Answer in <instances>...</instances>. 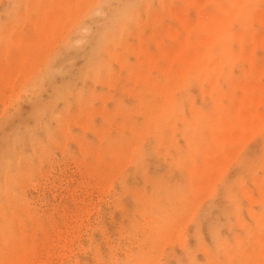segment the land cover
Instances as JSON below:
<instances>
[{
  "label": "rangeland",
  "instance_id": "374dc122",
  "mask_svg": "<svg viewBox=\"0 0 264 264\" xmlns=\"http://www.w3.org/2000/svg\"><path fill=\"white\" fill-rule=\"evenodd\" d=\"M27 1L0 0V31L3 32V34L0 32V37L6 34L2 37L3 40L0 39V49L1 47L5 48V51L4 49H2L3 51L0 50V64L2 66L4 63L5 65L3 66H5L6 68H4L3 66L0 67L2 69H7L6 71L9 74L8 71H10L11 68L15 66V64H18V66H15L14 69L11 70L12 74L10 72L11 75L14 74L13 78H10L11 75L7 76L6 71L4 70L5 72H3L0 68L3 73H6L5 76H7L8 79L10 78L9 81H11L9 82L11 84L10 86L8 85V81H5L6 86H1L0 84V88L5 89H0V91L3 90L4 92L3 94L1 92L3 96L0 94V189L4 188L5 190L9 187V189H7L9 191H7V193L4 192V190L0 192V219H2V216L4 217L2 220H0L2 221V224L4 220V224L0 225V235L2 233V235L0 236V248H2V251H0L1 253H3L4 250V253L6 254V256H4V254L0 253V263L8 264L9 262L10 264H29L28 262H30V264H34L35 262V264H38L39 261V264H43L44 262L45 264H136L137 262V264H139V262L141 264H145L146 262V264H152V262L154 264H230L231 262V264H264L261 263V259L262 262H264V251H262L263 253H261V249L264 250V214H262L264 209V124H262L261 126V123H264V116L260 117L261 115L256 114L258 113L257 111H260L262 112V114H264V98L262 100L258 99L261 94L264 95V91H262L264 89H260L261 85L264 86V45H262V43H264V0H242V3L240 2V0H234V3H231L233 2L232 0H83V2H81V0H66L68 1L69 6L71 5V2L73 4V7L70 6L68 8L67 5H64L65 7H63L62 5L63 1L64 4L67 3L65 2V0ZM219 1H223L226 4L228 3L230 7L227 6L226 10L225 4V6H223L224 9L223 7L221 9V2ZM217 2H219L220 4ZM239 3L241 4V6H243L242 8ZM221 5H223V3ZM235 6L237 8H241L239 9L240 11H237V8H234ZM256 7L257 9H259L257 11H254ZM56 8L60 9L59 11H57V13H55L56 16L59 15L58 13H60V15L62 14L61 9L65 10L63 11V17V14L61 16H58L59 19L57 17L58 23H55L56 18L54 21H51L54 19L52 17L54 16V11L57 10ZM230 8H232V10ZM137 9L139 11H137ZM40 10L43 11L41 12ZM68 10L70 13L72 11V17L65 14V12L67 13ZM228 10L230 13H232L231 16L234 14V16L236 17H231L230 13L227 12ZM44 11H47L49 15L52 13L51 15L53 16L51 17L50 21H46L49 20L48 17L50 16H48V14ZM134 11L136 13H133ZM212 12H219V16L218 14L216 16L214 15L215 20L212 19L213 21L221 19L222 17L226 18V20L229 17L236 20L233 19V21H231L232 19L229 18V23H231H224V25L227 24L229 26L228 28L230 30L228 31H230V33L225 30L224 32L223 30L219 31L225 34L227 32L229 35L232 34V36L221 34V37L224 35L226 37H222L225 38L222 39V41L219 36L217 37V35L219 34L215 35V39L213 34V48L205 49V46H207L208 44V42L207 44L204 43L205 40L207 41V37L204 36L205 40L201 37L204 41L199 37L204 33L206 34L207 28L205 26V21L207 22V20H205V18L209 16V13L212 14ZM220 12H223L221 18ZM253 12L254 14L256 13V16L254 17H252ZM137 13L139 15H137ZM224 13L227 15H225ZM199 14H202L201 16L203 18L205 15V21L202 17H199ZM44 15L47 16V19ZM223 15L229 17H225ZM35 16L37 18H35ZM42 16H44V18ZM178 16L181 18H179ZM182 17L186 20L184 21ZM62 18H64V20ZM198 18L199 20L201 19L200 22L203 20L204 27L202 25V22L201 25H199L200 22L199 24L196 22ZM35 19L38 20L36 21ZM40 19H42L41 22H44V20L46 19V23L41 24V26L43 27H45L44 24H47V22H49L50 24H47L46 28L48 26H52L53 24H59L60 26L56 25V28L55 26H53L52 29L50 27V29L53 31L49 30L51 31L48 32L49 34H46L45 32L49 29V27L45 30L43 29V32H45L43 33L41 30V28L43 27H41L39 24ZM210 19L208 18V20ZM33 20H35V25H33ZM62 21H65L64 24ZM120 21L121 23H123V25L121 24V27L118 26L120 25ZM36 22H38L37 25ZM195 22L199 26L195 24V27H190V25L194 24ZM249 23L251 24L249 25ZM184 24H186V26L189 24V27L187 28H191V31H189L190 29L187 30ZM210 24L211 23L209 22V25ZM124 25H126L127 27ZM206 25L208 26V24ZM251 25H253V27ZM33 26L35 27V29ZM122 26H124L125 29ZM226 26H223V29L224 27L226 28ZM230 26L232 29L230 28ZM57 27L59 30L57 29ZM168 27L170 30L168 29ZM54 28L58 31L56 30L55 32ZM121 28L124 29L123 33L121 31ZM239 29L241 31L243 30V32L245 31V34L242 36L243 38L241 37L243 33ZM37 30L40 31H38V34L40 35H38L37 37L39 38L40 36V38L39 40L37 38L36 39L40 43H38L34 39L37 35L34 33H37ZM217 30L214 31V33L218 32ZM232 30H234L235 33L236 30H238V32H240V36L238 37L237 33L233 34L234 32H232ZM250 30L252 31L250 32ZM168 31H170L169 34L173 32L171 33V35L174 34V36L169 35ZM10 32L13 33L11 34ZM52 32L55 33L53 34ZM111 32L113 33V37L111 36ZM157 32L158 34H160L158 36L159 38H164L162 40L160 39L162 42L164 41V43H161L162 46H164V49L166 48L164 52H162L163 50L161 51V49H159V43L155 39V34ZM16 33L17 35L25 34V36L20 37H22L21 39L24 40V37L27 36L28 41H26L27 38L25 39V42L22 41L20 37L16 35ZM176 33L179 34L178 37H176ZM188 33L192 43L189 40V43L187 41L189 37L187 38L186 35H188ZM45 34L47 36H49L50 34L52 35L49 36V38L46 36V38H48V42L50 43H46L47 40L45 39V37H42V35L44 36ZM162 35H164V37ZM198 35L200 36L198 37ZM10 36L11 38L13 37L12 40H14V38L16 37L13 41L14 43L12 42L11 38L10 41H8ZM145 36H147L148 40L145 38ZM254 36L255 40L258 37H263V39L261 38L262 42L260 43V38V41L257 39V41L255 42ZM111 37L114 39L112 40ZM175 37L178 39V41ZM197 37L202 40V43L200 42V40L198 41V43L197 41H194L198 39ZM240 37L242 38V46L240 44ZM246 38L249 40H246ZM33 39L35 40L33 41V43L35 42V46L33 43H31L34 47H30V45H27V43ZM40 39H45L43 40L44 43L41 44L42 41ZM49 39H52V41H49ZM244 39L246 42L244 41ZM184 40H186V43H183ZM253 41L255 42V44L253 43ZM6 42H8L9 45H7ZM9 42H12V44ZM178 42L181 47L183 46V48L186 47V45L184 44L188 45L186 52H190L189 54L192 56V58L194 57V55L197 56L194 57V60L191 58L192 62L189 57L190 55L188 56V58H186L187 53L185 57L183 56L185 50L180 46L179 47L184 50V52H182L180 49L182 58H179L180 53L176 54V57L177 55H179L176 60L175 58H173V60L167 57L168 55H166V53L169 54L168 52L172 50L170 45H172V47H175L173 48L174 50H172L173 54V51H176L175 49L178 48ZM223 42L225 43L223 44ZM257 42H259L261 45ZM16 43H21L22 45H18V47ZM172 43L175 45H173ZM23 44H26L24 46H26L27 48L29 46L28 50L23 46ZM43 44L46 45V47L43 46V48L41 46ZM138 44H141L142 47H147L145 51H149L155 56L160 52V57L159 55H157L158 61H155V64H157V66L159 67H169V64L172 63L171 70L170 67H165V70L163 67H160L161 69H159V67H157L156 65L154 67L153 60H156V58L153 55H151V57L154 58L153 60L152 58L150 59V57L147 58L150 55L149 52L147 54L146 52L144 53V48H142L141 45L139 46ZM251 44L252 47L254 46L255 48H252ZM38 45L40 47V52L37 48ZM166 45L167 47L169 45V47L171 48L170 51L166 47ZM208 45L210 46V44ZM6 47H8L7 49L8 51H10V55L7 52ZM194 47H197L196 51L198 49L199 51L196 52L194 50ZM227 47L231 48L232 53L230 54H234V50L237 51L234 55L228 56L230 54H228L227 52ZM238 47L240 48V50H242L240 51V53L238 52ZM11 48L13 49L12 52L15 53V55L21 53V57L25 55L29 58V56L32 55L31 58L33 57V61H35V63L33 61V63H30V66L33 64L31 66V69L29 68L30 66H28L29 64L27 65L26 62L24 63L26 66L24 67V69H22L24 66L23 60H25V56L23 58H20L21 54L19 55V58H17L18 56H13ZM22 48L25 51L27 50V54H29L28 52L30 51L29 56L25 53H22ZM136 49H138L139 52H135ZM224 49L227 51H225ZM15 50L22 52L17 51V53ZM36 50L39 53H35ZM193 50L195 51V53H199L201 50V55L199 54L200 57H198V54H193L194 52L191 53V51ZM223 50L227 52V54H225L229 58L235 56L234 60L232 58L234 62L232 60L230 61L228 57H225L223 53H220ZM178 51L179 50H177V52ZM244 51L247 53L246 58L244 57ZM31 52H34L37 55L33 56L34 53L31 54ZM248 52L250 53L251 57L250 55H248ZM108 53H112V56ZM175 53L173 55L169 54V57H175ZM209 53L211 54L210 56L208 55ZM113 54L115 56H113ZM136 54H138V58ZM145 54L148 55L147 57L145 56V61L149 60L147 63L152 62L151 64L149 63L147 65L146 62L142 60ZM108 55L110 58H108ZM164 56H166V58ZM213 56L217 57L218 59L216 58L217 61H215L217 63H214L215 58L211 59L213 60V63L211 64V61L209 59ZM12 57L15 59H13ZM35 57L36 59H34ZM183 57L187 59V63L191 62L189 63V65L191 64L192 67H190L192 69L188 64H186V67L185 64H182L184 62H180L181 59L182 61L185 60L183 59ZM10 58L12 59L10 60ZM28 58H26L25 61L28 62L29 59L32 60L31 58ZM112 58L116 59L114 60ZM8 59L11 63L13 62V64L7 66L10 63ZM16 59L18 61H16ZM104 59L109 62H107L108 66L106 65V61H103ZM206 59L210 62H206ZM19 60L22 62L21 65L19 64ZM137 60L139 61V63H137ZM170 60H172L173 62H171ZM202 60L205 61V67L204 64L200 62ZM14 61L19 63H15ZM143 61L145 62V64L143 63ZM200 63L201 65L203 64L202 67ZM19 65L20 67H22L20 70L16 68L19 67ZM183 65L185 68L183 67ZM198 65L200 66L197 67ZM254 65L257 70L259 69L258 71L254 67ZM180 66L181 68H183L180 69ZM94 67L96 68L95 71L93 70ZM146 67L148 78L146 77V73L144 72ZM156 68H158L159 70ZM176 68H178V70H181L182 72L178 71ZM218 68H222V75L221 72H219L221 71V69L218 71ZM141 69L145 74L141 71ZM172 69L175 71H173ZM227 69H229V71ZM17 70L19 72H22V70L23 72L24 70L28 72L26 74L25 72H22L25 75L21 76L22 73H19ZM130 70H132V76H135L136 72L139 76L140 72H142L145 75V77L143 78L147 79V81L143 78L142 81V79L140 78L143 76L142 74L140 77H138L142 82L137 78V75L136 77H132L131 74L129 76L128 72ZM185 70H188L186 72L189 73V75L185 72ZM177 71L180 73L185 72V77L187 79L188 77L190 78L188 81L186 80V78H184L186 86L184 85V74H178ZM2 72H0V75L4 76V74H1ZM108 72L110 74H108ZM17 73L19 74L18 77L16 76ZM166 73L169 75H166ZM89 74L91 76L94 75L92 76L94 77V79H92ZM232 75L234 77L236 76V79H238V81L241 78L243 79V77H245V82H247L248 80V82H251L250 84L258 83L261 85L259 87L257 85L254 88V86L250 85L247 82V85L249 84L252 87H249L248 85L249 88L245 87L246 89L244 90V86L246 85V83L244 85V81H242V84L240 83V81L238 82V84L241 85H237V83L233 85L232 83L233 86H231L230 81H232ZM2 76L1 78L4 79L5 76ZM125 76H129L130 78L128 77L127 79V77ZM165 76L176 78L178 81L173 78L172 79L177 81L178 83L181 82L179 86L177 82L173 83L175 81H171L175 86H173L174 89H177L178 92L173 89V87L171 86V82V84L168 83L169 80L167 82L168 77L165 78ZM136 78L137 81H135ZM3 79H0V83L5 84L3 83L5 79ZM179 79H181V81ZM199 79H201L202 81ZM212 79H214L215 82ZM236 79H234L233 81L236 82ZM13 80H15L16 82H14ZM161 80L163 85L165 84V82H167L165 86H167L168 88L171 87V90H174L173 93L171 90L168 91V89L166 91V88H163L164 86L162 87V85H160ZM145 81L147 83H145ZM189 81L190 83L188 84ZM211 81L212 85L214 84L216 86H211ZM155 83H157L158 86H156ZM152 84H154L153 86H155L156 89L155 87H151ZM168 84L170 86H168ZM145 85H147V87ZM159 85L162 87L163 92L160 90L161 88H157L159 87ZM235 85L240 88H238L237 86L235 87ZM211 88L212 95L209 94ZM142 90H145V92L147 91L148 93L150 92L149 96H146L148 95V93H146V95H143L144 91L141 92ZM219 90H222L223 93H221L223 95L220 96L221 93ZM158 91H160L161 93ZM204 91L206 92L205 95ZM168 92L170 100H168L167 103L166 98L168 97L166 96L168 95L166 94H168ZM152 93L153 96L155 95V99L150 98V96H152ZM249 94L252 95L249 96ZM140 95L143 96L142 99L140 98ZM253 95L257 96L254 97ZM219 96L221 102L219 100ZM238 96H242V98ZM261 96L259 98H261ZM256 97L257 100L255 103L254 100ZM147 98L148 101H146ZM149 98L152 100H157V102L155 101L156 103H153V101L149 100ZM239 98H241V100H239ZM140 99L142 102L140 101ZM161 99L163 101H161ZM158 100L161 102H159V105L163 106V110L161 108L160 109L162 111L169 110V113L162 112V115L160 114L161 110H158ZM258 100L261 101L262 104H260V102V105L257 107ZM144 101L149 106L147 104H142ZM177 101L179 103H177ZM241 101L243 102L242 104L240 103ZM164 102L165 105H163ZM218 102H220L221 104ZM235 103H240L241 105L239 106L237 104L238 106H236ZM170 104H172V106L176 105L175 107L173 106V109L175 108L173 112L172 106H169ZM156 105L157 109L152 110L151 107H156ZM244 105H246L247 107H244ZM248 105L250 106V108ZM197 107L199 111H203L204 113H206V116L202 115L204 114L203 112L198 113L199 111L196 110ZM148 108H150L151 111L148 110ZM255 108L257 109V111ZM227 109L229 110V112H227ZM243 109L245 110V112ZM157 110L158 112H160L159 115L161 117L158 115ZM193 110H196L195 117V111ZM152 111H155L153 115L149 114L152 113ZM146 112L148 113L147 115ZM243 112L245 116L242 115ZM212 113L217 116H213ZM246 113H249L251 116H248V114ZM210 114L212 116H210ZM178 115H181L182 117H184L183 115H185L186 119L184 120V118L182 119V117L180 118V116L176 118V116ZM172 116L175 121H178L175 122ZM223 116L226 117L225 120L223 119ZM245 117L246 122L248 120L247 123L245 122V124H247L246 126H244L245 124H243ZM146 118L148 120L150 118H153L151 119L152 123L149 120L145 124L143 120ZM171 119L173 121H170ZM189 120H191L190 124L188 122ZM211 120H213V122H211ZM251 120L252 125L257 126L258 128L253 126V128H251V126L248 125L249 123L251 124ZM153 122H156L154 124L155 128ZM157 122H159V125ZM227 123H229V125ZM140 124L143 125L144 129H142ZM137 125H140V127H138ZM163 125L165 128H163ZM173 125H177V131L175 129H172ZM149 126L152 128H149ZM134 127L136 130L134 129ZM146 128L147 130L149 129V134L147 133V130H145ZM255 128L256 131L254 130ZM150 129H152V132H150ZM244 129H246V132L244 131ZM143 130L147 133H145L144 136ZM236 130L238 132H233ZM231 131L233 132V136L234 133L238 136L234 137L236 141L234 140L232 135H230L232 138L231 139L229 135H226V137L222 134L232 133ZM157 133L159 134L158 138H161L160 133L162 134L164 143L163 139L162 141L161 139H158L157 141ZM237 133L243 135H238ZM220 134L222 135L220 136ZM137 135H142V139L137 137ZM213 136L217 138V140L214 139L216 140V142L213 140ZM222 136L224 137L221 140ZM174 138H177L175 140V143ZM139 139H141V143L137 141ZM227 139H229V141H227ZM159 140L161 142H159ZM231 140H233L234 142H232ZM225 141L228 143L225 144ZM138 143L140 147H137ZM219 143L221 145H219ZM222 143L225 144V147H222L224 146ZM177 145L179 146L178 152ZM193 145L195 147L191 149ZM132 146L134 147V150H132ZM153 146L155 147L153 148ZM114 147H117L119 149L116 148V151ZM214 149L216 151H219L216 152ZM162 150L163 153H161ZM121 151L124 152L122 153ZM159 151H161L160 154ZM117 152L121 153L118 154L121 156L117 155L115 157V154ZM125 152L128 153L127 156L123 155ZM180 152L184 155H181ZM189 152L194 155H191L194 159H190L192 157L190 156ZM178 153H180L179 155H181L182 157H180ZM218 153L223 155V158L218 156ZM169 154H171L172 156H169ZM212 154L214 158H225V161L222 164L220 163L223 162L222 159H219L221 161L218 164H221V168L220 165L217 164L218 159L217 161L212 162V160H216L212 157ZM95 155L98 156V158L100 156V159L102 157V162L99 161L98 158L95 159ZM188 155L190 157H188ZM179 157L181 158V161ZM208 158H210V160ZM111 159L115 160L113 164L116 165L114 167L110 166L113 165L111 163L113 162ZM172 159L173 161H170ZM95 160L97 162H95ZM184 160H187L189 162H184ZM203 160L204 163H202ZM208 160L212 163L211 166H208L210 165V163H207L208 165L206 164ZM98 161L100 164L98 163ZM176 162H181L182 164H176ZM193 163L199 165L203 164L201 166H204L205 164L204 168L208 167L207 170H210L209 172L205 169V171L208 173V176L205 175L207 176L205 177L203 175L204 173L206 174V172L203 169H200L201 166L199 167V165H197L195 167ZM183 164H186V167ZM188 164L189 168L187 167ZM179 165L181 166L178 167ZM8 166L9 169L7 168ZM212 166L213 170H211V168L209 169V167ZM98 167L101 169L97 170L96 168ZM190 167L192 168L191 170L194 171V173L190 170ZM96 170H102L101 173H103L101 174ZM195 170H199L197 172L199 174H195ZM213 171L214 174L212 173ZM106 172H109V176ZM188 172L190 174H188ZM10 173H13V175L11 176ZM105 173L107 175V178L104 177ZM99 174L101 175L98 176ZM102 175L104 180L102 179ZM196 175H203L204 177L200 176L202 177L200 178ZM7 176H10L9 179ZM186 176H188L190 179L192 177L193 179L191 180H194L192 181L194 183L190 182V180H188L189 178ZM100 177L101 179H99ZM197 177L200 179H197ZM12 181L13 183H11ZM195 181H197L198 184ZM179 183L182 185H180ZM9 185H11L12 188H10ZM193 185H199V187H195ZM178 186H183L182 190L180 189L181 187L178 188ZM239 186H242V189H239ZM165 188L168 192L165 191ZM13 191H15L16 193ZM180 191L181 193H179ZM174 193L176 195L179 193L178 196L181 194V203L179 202V200L177 201V198H181L180 196L177 198L170 197L169 201V196H172L171 194L175 196ZM11 194L12 196H10ZM151 195L152 197L153 195H156L155 197H153L156 199L151 198ZM166 195L169 196L167 197ZM150 198L156 200L155 203H158L159 205H152V203L154 204V202ZM262 198L263 200L260 201ZM150 200L152 203H150ZM145 201L147 202L145 203ZM258 201L259 203H257ZM170 202L171 204L173 203V205L176 204V207L180 205L182 206V204L183 206H180L181 208L178 207L177 209H175V206L174 208H172L173 205L169 207L171 205ZM163 203L165 204V208L168 206L166 209L169 208L168 210L165 209L166 211H169L167 212L169 216H165L167 214L163 215L164 212H166L165 210H159V208H162V206L160 205ZM142 205L144 206V209L147 208L144 211L142 210V213H145L146 210L150 209H152V211H150L153 213H149V211H147L145 215H142V213L138 209H141ZM149 205H151V207L156 206L158 207V209H155V207H153V209ZM179 208L181 210L180 214ZM171 210L173 213L171 212L170 214ZM174 210H178V212H176L179 215H175L176 212H174ZM237 210H240L239 213ZM161 211L163 212L162 214ZM148 213L149 215L151 214L154 217L156 216V218L152 216L150 217ZM159 214H161L162 216ZM252 214H256L258 217L254 219ZM24 216V221H26V224L23 220L21 221ZM172 216H174V219L172 218ZM236 216L238 217L239 221ZM157 217L161 220H157ZM258 218H262L261 224L259 223L260 220ZM5 219H9L10 224L8 220ZM6 221L8 224L5 223ZM12 221L19 225H15V223H13ZM18 222H20L21 224H25H23L24 226L22 225L25 230H23L20 223ZM33 222H35L36 225ZM256 222H258L260 225H258V223ZM146 223H148V225ZM230 223L232 225H230ZM37 224L41 225H38L37 227ZM155 224L158 226L159 224H162L159 228H162V226L164 225L163 229H160L161 231L163 230V235L159 234L161 232L158 229V226L156 229H158L159 232L155 229ZM13 225L16 226V230L13 229ZM32 225H34V227ZM35 226L37 229L35 228ZM40 226L42 227L40 228ZM7 227L8 229L6 230ZM167 229L168 231L170 230V232H168ZM8 230L10 231V233ZM19 230L24 233L20 231V234ZM149 230L153 233H150ZM247 230H249L250 232ZM13 231L16 235L13 233ZM35 231L36 233H34ZM164 231L165 233L168 232L166 236H164ZM148 232L149 235L147 237ZM235 233L236 236L237 234L238 236H240V240L238 242H241L239 243L241 247L240 245H238V243L237 245L235 244L236 240H238L235 236ZM4 234L6 237L4 236ZM6 234L10 235L7 236ZM23 234L24 237H22ZM32 234L35 236V238L34 236L32 238ZM150 234H152L153 236ZM18 235L20 240L25 239L26 243L27 241H29V245L24 241H22L21 243L20 240H18ZM28 235L30 236V238H32V240L29 239ZM145 235L147 238L145 237ZM161 236L163 237L159 238ZM234 236L236 238H234ZM49 237H52V240L54 241L49 240V242ZM10 238H12V240ZM149 238H151L150 241H148ZM172 238L176 241L172 242ZM222 238H224V240L227 239L229 241V246L235 248L233 249L235 250L234 252L230 249V254L232 255V252H238L237 256L235 254L231 257V255L227 253V250L229 252V249L227 248L230 247L228 246V244H226L227 242L225 243L224 240L223 242L218 241H222ZM8 239H10L11 241H16L18 245L22 244L23 247H20V252H18L17 249L20 245H14V243L9 241ZM34 239H36L37 241L34 242ZM30 241H33L34 245L36 244L35 247H31L33 243L30 244ZM154 241H156V243ZM5 242H8L9 244L7 243L6 245ZM10 242L12 243L13 247L12 245H10ZM44 242H46L47 244H44ZM57 242H59L60 244H56ZM160 242L162 244H160ZM217 242H219L220 244ZM43 244L45 245V248L47 246L46 249L44 248ZM54 244L56 245V248ZM159 244L160 246H157ZM244 244L246 245V247H244ZM42 245L43 249L41 248ZM225 245H227L228 247ZM249 245H251L252 247H250ZM8 246L10 247L8 248ZM14 246L17 251L13 249ZM33 247L37 248L38 250L34 249ZM237 247H239L240 249ZM247 247L249 249L252 248L251 250L253 251L255 256L253 254H251V256L249 253H247L248 250L243 251ZM224 248H226V250ZM6 251L8 252V254ZM141 251L142 253L146 251L145 254L148 251V254L150 252L151 254L146 256L145 254L138 253ZM217 251H219V253ZM240 252L243 254L242 256L240 255ZM243 252H246L247 254H244ZM24 253L26 254L27 259L25 256L21 257L24 255ZM19 254H21V256ZM31 254L32 258L28 259L31 257L28 255ZM139 254H142L141 257L144 255L146 259L145 257L139 258ZM9 256L11 258H9ZM149 256L151 260L150 258L148 259ZM225 257L227 259L229 258L228 262L227 259L223 260V258L225 259ZM12 258L15 259L12 260ZM152 259H154L155 261H153ZM142 260L144 262H142Z\"/></svg>",
  "mask_w": 264,
  "mask_h": 264
},
{
  "label": "bare ground",
  "instance_id": "6f19581e",
  "mask_svg": "<svg viewBox=\"0 0 264 264\" xmlns=\"http://www.w3.org/2000/svg\"><path fill=\"white\" fill-rule=\"evenodd\" d=\"M26 1H27V0H26ZM70 1H71V0H70ZM70 1H69V3H70ZM78 1H79V0H78ZM78 1H75V2H78ZM223 1H224V0H223ZM223 1H219V2H221V4L223 3V5H221L219 2H217V3L220 4L221 9H222V7L225 6V4H226V3L223 2ZM228 1H229V0H228ZM232 1H233V2H231V3H234V0H232ZM247 1H248V0H247ZM252 1H253V0H252ZM27 2H28V1H27ZM54 2H55V1H54ZM65 2H67V3L64 4V1H63V4H62L63 7H65L64 5H67V8L70 7V6L73 7V6H72V5H73L72 2H71V5H70V6H69V4H68V1L65 0ZM81 2H83V0H81ZM194 2H195V1H194ZM240 2L242 3V0H240ZM61 3H62V1H61ZM146 3H147V2H146ZM162 3H163V2H162ZM245 3H246V2H245ZM25 4H26V3H25ZM79 4H82V3H79ZM196 4H197V3H196ZM198 4H199V3H198ZM239 4H240V3H239ZM54 5H55V3H54ZM60 5H61V4H60ZM234 5H236V4H234ZM244 5H245V4H244ZM77 6H78V5H77ZM227 6L230 7V5H229L228 3L226 4V6H225V7H226V10H227ZM240 6H241V4H240ZM191 7H192V5H191ZM193 7H194V4H193ZM242 7H243V6H241V8H242ZM15 8H16V7H15ZM54 8H55V7H54ZM234 8H237V7L235 6ZM241 8H237V11H240L239 9H241ZM244 8H245V7H244ZM16 9H17V8H16ZM56 9H57V8H56ZM64 9H65V8H64ZM71 9H72V8H71ZM71 9H70V10H71ZM127 9H128V8H127ZM223 9H224V7H223ZM230 9L232 10V8H230ZM253 9H254V8H253ZM258 9H259V8H258ZM258 9H257V7H256V9H254V11H255V10L257 11ZM263 9H264V8H263ZM17 10H18V9H17ZM17 10H16V11H17ZM44 10H45V9H44ZM59 10H60V9H57L56 11H54L53 15L56 16L55 13H57V11H59ZM40 11H41V10H40ZM42 11H43V10H42ZM42 11H41V12H42ZM63 11H65V10H62V9H61V13L63 14V15L61 14L62 17L64 16ZM132 11H133V10H132ZM135 11H136V10H135ZM135 11H134L133 13H136V12L139 11V10L137 9V11H136V12H135ZM220 11H221V10H220ZM259 11H260V10H259ZM262 11H263V10H262ZM44 12H45V11H44ZM227 12H229V10H228ZM14 13H15V11H14ZM45 13H47V11H46ZM68 13H70L69 10L67 11V13L65 12V14H66L67 16L72 17V14H71L72 11H71V13H70L71 15L68 14ZM213 13H214V12H212V14L209 13V14H208L209 16H208L207 18H205V15H204V18H205V20H207L208 23H207V22L204 20V18L201 16V15L204 14V13H202L201 15L199 14V17H202L203 20L205 21V26H206L207 30H206V34L204 33L205 35H204V34L201 35V36L198 35V37L200 36L199 38L202 37V38H204V40H205V37H207V38H206L207 41L205 40L204 43L207 44V42H208V44H210V46L207 44V46H205V47H206L205 49H207V48L212 49V48H213V46H212V45H214V44H213L214 41H213V37H212L213 34H214V39H215V35L219 34V35H217V37L219 36L221 40L226 38V37H225L226 34H227L228 36H232V34H231V35L228 34V33H230V31H228V30H230V29L228 28L229 26H228L227 24H228L229 21H230L229 18H231V17H236V16H234V14L231 16L232 13H230V12H229V13H230V16H231V17H229V16H225V15H227V14H225V13H226V12H225V13H224L225 15H223V16H225V17H229V18L226 20V18H223V17H222L223 12H220V13H221V14H220V18H221V17H222V18H221V19H217L216 21H213V20H215L214 15L216 16V15L218 14V16H219V12H215L214 14H213ZM229 13H228V14H229ZM234 13H235V12H234ZM238 13H239V12H238ZM248 13H249V12H248ZM251 13H252V12H251ZM260 13H261V12H260ZM36 14H37V13H36ZM47 14H48V13H47ZM51 14H52V13H51ZM51 14H50V15L48 14V16H50V17H48L49 20H46V19H47V16L44 15L45 18H46V19H45L46 21H50L51 17L53 16V15H51ZM58 14L60 15V13H58ZM246 14H247V13H246ZM249 14H250V13H249ZM42 15H43V13H42ZM59 15H57L56 17L53 16L52 18H54V19L51 20V21H54L55 18H56L55 23H58V19H59L58 16H59ZM61 15H60V16H61ZM73 15H74V14H73ZM125 15H126V14H125ZM137 15H139V14L137 13ZM211 15H212V16H211ZM236 15H237V14H236ZM251 15H252V14H251ZM44 16H42V17L44 18ZM210 16H211V17H210ZM246 16H247V15H246ZM254 16H256V13L254 14V12H253V16H252V17H254ZM260 16H261V15H260ZM57 17H58V19H57ZM70 17H69V18H70ZM178 17H179V16H178ZM33 18H34V17H33ZM35 18H37V17L35 16ZM60 18H61V17H60ZM65 18H66V17H65ZM124 18H125V17H124ZM129 18H130V17H129ZM179 18H181V17H179ZM208 18H209V19L211 18V19L208 20ZM217 18H218V17H217ZM249 18H251V17H249ZM62 19L64 20V18H62ZM116 19H117V18H116ZM125 19H126V18H125ZM182 19H183V17H182ZM212 19H213V20H212ZM231 19H232L231 21H233L234 18H231ZM260 19H261V18H260ZM35 20H36V19H35ZM35 20H33V25H35V24H34V23H35ZM37 20H38V19H37ZM37 20H36V21H37ZM41 20H42V19H40V22L38 21L39 24H40V26H41V24L46 23V21H45L44 19H43L44 22H41ZM67 20H68V19H67ZM183 20L185 21L186 19H183ZM200 20H201V19H200ZM200 20H199V18H198V20H197L196 22L199 24ZM203 20H202L201 22H202V25H203V27H204ZM211 20H212V21H211ZM234 20H236V19H234ZM262 20H263V19H262ZM56 21H57V22H56ZM126 21H127V20H126ZM126 21H125V23H126ZM181 21H182V20H181ZM38 22H36V25H37ZM59 22H60V21H59ZM62 22H63V24H64L65 21H62ZM122 22H124V21H122ZM179 22H180V21H179ZM196 22H195L194 24L190 25V27H191V26H194L195 24L198 25ZM201 22H200L199 25H201ZM209 22L211 23L210 25H209ZM225 22L227 23V24H226L227 26L224 25ZM60 23H61V22H60ZM180 23H181V22H180ZM185 23H186V22H185ZM230 23H231V22H230ZM230 23H229V24H230ZM47 24H50V23L47 22ZM47 24H44L45 27L41 26V27H43V28H41L42 32H43V29L45 30V29H47V28L49 27V29H48L47 31H45L46 34H49L48 32L53 31V30H51L53 26H55V28H56V25H59V24H56V25H55V24H53V25L51 24L52 26H48V27L46 28V25H47ZM63 24H62V25H63ZM121 24L123 25V23H121V21H120V25H118V26L121 27ZM127 24H128V23H127ZM127 24H126V25H127ZM206 24H208V26H207ZM241 24H242V23H241ZM247 24H248V23H247ZM250 24H251V23H249V25H250ZM126 25H124V26H126ZM184 25L186 26V24H184ZM188 25H189V24H188ZM188 25L186 26V28L189 27ZM199 25H198V26H199ZM59 26H60V25H59ZM124 26H122V27L124 28ZM127 26H128V25H127ZM127 26H126V27H127ZM223 26H226V28L224 27V29H223ZM232 26H233V25H232ZM242 26H243V25H242ZM251 26L253 27V25H251ZM33 27H34V26H33ZM50 27H51V29H50ZM112 27H113V26H112ZM129 27H130V26H129ZM183 27H184V26H183ZM183 27H182V28H183ZM194 27H195V26H194ZM248 27H249V26H248ZM252 27H251V28H252ZM55 28H54V29H55ZM59 28H60V27H59ZM123 28H121V29H122V30H121L122 33H123V30L125 29V28H124V29H123ZM192 28H193V27H192ZM227 28H228V29H227ZM230 28H231V26H230ZM29 29H30V28H29ZM34 29H35V27H34ZM57 29H58V27H57ZM57 29H55V32H56ZM168 29H169V27H168ZM188 29H190L189 31H191V28H187V30H188ZM217 29H218V30H217ZM231 29H232V28H231ZM243 29H244V28H243ZM0 30H1V29H0ZM49 30H51V31H49ZM58 30H59V29H58ZM58 30H57V31H58ZM169 30H170V29H169ZM216 30H217L218 32L214 33V31H216ZM220 30H223V32H224V30H225V31H227L228 33H227V32H226V34L223 33V32L221 33V32H219ZM239 30H240V29H239ZM252 30H253V29H252ZM252 30H250V32H251ZM2 31H3V30H2ZM4 31H5V30H4ZM38 31H39V30H37V33H34V34H37L36 36L34 35V36H35L34 39H35L37 42H38V40H39V38H40V36H39V38L37 37L38 35H40V34H38ZM240 31H241V30H240ZM0 32H1V31H0ZM35 32H36V31H35ZM39 32H40V31H39ZM45 32H43V33H45ZM55 32H54V33H55ZM112 32H113V31H112ZM112 32H111L112 35H111V34H110V35L113 37V33H112ZM159 32H160V31H159ZM166 32H167V30H166ZM169 32H170V31H168V34H169ZM198 32H199V31H198ZM232 32H234L233 34H236V33H237V36H238V37L240 36V34H239L240 32H238V30H236V33H235L234 30H232ZM241 32L243 33V34L241 33V34H242L241 37H242V36L245 34V33H244L245 31L243 32V30H242ZM1 33L3 34V32H1ZM10 33L12 34L13 32H10ZM22 33H23V32H22ZM52 33H53V32H52ZM54 33H53V34H54ZM114 33H115V32H114ZM122 33H121V34H122ZM171 33H173V32H171ZM171 33H170L169 35H171ZM178 33H179V32H178ZM178 33L175 34V35H177L176 37H178V35H179ZM18 34H20V33H18ZM41 34H42V33H41ZM46 34H45L44 36L42 35V37H43V38L45 37L46 40L49 38V36H52L51 34H50L49 36H47ZM152 34H155V33H152ZM152 34H151V35H152ZM186 34H187V31H186ZM197 34H199V33H197ZM200 34H201V32H200ZM221 34H225L224 36H222V37H225V38H222V37H221ZM0 35H1V34H0ZM5 35H6V34H4L3 36H5ZM16 35H17V33H16ZM110 35H107V36H110ZM156 35H157V36H156ZM159 35H160V34H158V32H157V33L155 34V37H156L155 39H156V41H158V43H159V46H158V47H160L159 49H161V51L163 50L162 52H164L166 48L164 49V46H162V44H161V43H164V41H163V42L161 41V40L164 39V38H161V37L159 38V37H158ZM206 35H207V36H206ZM250 35H251V33H250ZM3 36H2V37H3ZM7 36H8V35H7ZM17 36H18V37H20V36H25V34H23V35L20 34V35H17ZM46 36H47L48 38H46ZM114 36H115V35H114ZM162 36L164 37V35H162ZM171 36H174V34L171 35ZM186 36H187V38H188V37H189V33H188V35H186ZM186 36H184V37H186ZM204 36H205V37H204ZM2 37H0L1 40H3ZM112 37H111V38H112ZM148 37H149V36H148ZM151 37H152V36H151ZM153 37H154V36H153ZM176 37H175V38H176ZM198 37H197V38H198ZM241 37L239 38V39H240V44H241V40H242V38H243V37H242V38H241ZM10 38H11V36L9 37L8 41H10ZM15 38H16V37H15ZM15 38H14V40H15ZM21 38H22V37H20V39H21ZM24 38L26 39L27 36L24 37ZM24 38H23V39H24ZM36 38H37L38 40H37ZM50 38H52V37H50ZM106 38H107V37H106ZM108 38H109V37H108ZM145 38L148 40L147 36H145ZM145 38H144V39H145ZM157 38H158V40H157ZM172 38H173V37H172ZM199 38H198L197 40H194V41H195V42L197 41V43H198V41L200 40V42L202 43V40H203V39L201 38V39H202V40H201V39H199ZM230 38H231V37H230ZM247 38H248V37H247ZM247 38H246V40H249V39H247ZM252 38H253V36H252ZM252 38H251V39H252ZM259 38H260V37H258L257 39L259 40ZM261 38L263 39V37H261ZM261 38H260V40H261ZM12 39H13V37L11 38V40H12ZM17 39H18V38H17ZM25 39H24V40L21 39V40L25 42ZM30 39H31V38H30ZM34 39L31 40L30 42H28L27 45H30V47H34V46H35V42L33 43V41H35ZM45 39H42V40L40 39V40L42 41L41 44L44 43L43 40H45ZM113 39H114V38H112V40H113ZM140 39H141V38H140ZM160 39H161V40H160ZM176 39H177V38H176ZM176 39H175V40H176ZM257 39L255 40V36H254V40H255V42L257 41ZM14 40H12V42H13ZM21 40H20V41H21ZM108 40H110V39H108ZM112 40H110V41H112ZM115 40H116V38H115ZM115 40H114V41H115ZM159 40H160V42H159ZM188 40L191 41V40H190V37L187 39V41H188ZM204 40H203V41H204ZM221 40H219V41H221ZM252 40H253V39H252ZM260 40H259V41H260ZM18 41H19V40H18ZM26 41H28V38H27ZM49 41H52V39H49ZM145 41H146V40H145ZM156 41H155V42H156ZM177 41H178V39H177ZM177 41H176V42H177ZM180 41H181V40H180ZM180 41H179V42H180ZM185 41H186V40H184L183 43H186ZM189 41H188V43H189ZM222 41H223V40H222ZM244 41H245V39H244ZM0 42H1V41H0ZM3 42H4V41H3ZM12 42H9V43L12 44ZM138 42H139V41H138ZM179 42H178V44H179ZM195 42H194V43H195ZM200 42H199V43H200ZM245 42H246V41H245ZM255 42L253 41L254 44H255ZM261 42H262V40L260 41V43H261ZM6 43H7V45H9L8 42H6ZM6 43H5V44H6ZM13 43H14V42H13ZM22 43H23V42H22ZM29 43H30V44H29ZM31 43H33L34 46H33V44H31ZM38 43H40V42H38ZM38 43H37V44H38ZM46 43H50V42H48V40H47ZM158 43H157V44H158ZM173 43H174V42H173ZM173 43H172V44H173ZM191 43H192V41H191ZM194 43H193V44H194ZM224 43H225V42H223V44H224ZM226 43H227V42H226ZM257 43L260 44L259 42H257ZM2 44H4V43H2ZM2 44H1V45H2ZM16 44H17V46H18V45H20V46L22 45L21 43H16ZM16 44H15V45H16ZM103 44H105V43H103ZM157 44H156V45H157ZM160 44H161L162 47L160 46ZM193 44H192V45H193ZM205 44H204V45H205ZM254 44H253V45H254ZM258 44H256V45H258ZM24 45H26V44H23V46H24ZM31 45H32V46H31ZM138 45H139V44H138ZM140 45H141V44H140ZM140 45H139V46H140ZM173 45H175V44H173ZM184 45H186L185 48H183V46L181 47L180 44L177 45L179 49L176 47V48H177V49H175L176 51H173V54L176 52V53H175V57H173V56H170V57H169V54H170V55L172 54V50H174L173 48H175V47H172V45H170L171 48H172V50H171V48L169 47V45H168V47H167V45H166V47L169 49V51L171 50L170 52H168V51L166 50V51L169 53V54L166 53V55H168L167 57L170 58V59L175 58V60H176V58H178V56L180 55L179 58H182V56H181V55H182V54H181V51L184 52V50H185V53H183V56L185 57V56H186V53H187L186 58H188V56L190 55V54H189L190 52H189V53H188V51L186 52V49H187L188 45H187V44H184ZM197 45H198V44H197ZM260 45H261V44H260ZM260 45H259V46H260ZM262 45H264V43H262ZM17 46H16V47H17ZM41 46H42V47H43V46L46 47V45H44V44L41 45ZM47 46H48V44H47ZM179 46H180L182 49H184V50H182ZM225 46H226V45H225ZM241 46H242V44H241ZM8 47H11V46H8ZM8 47H6V49H7ZM12 47H14V46H12ZM18 47H19V46H18ZM24 47H26V46H24ZM24 47H23V48H24ZM42 47H41V49H42ZM44 47H43V48H44ZM141 47H142V45H141ZM141 47H140V48H141ZM156 47H157V46H156ZM251 47H252V44H251ZM253 47H254V46H253ZM253 47H252V48H253ZM260 47H261V46H260ZM23 48L21 49L23 52H22V51H18V50H17V51H18V52H22V53L27 54V50H28L29 46H28V48L26 47V48H27L26 51L23 50ZM26 48H25V49H26ZM35 48H36V47H35ZM37 48L39 49V52H40V47H39V45H38ZM137 48H138V47H137ZM142 48H144V53L146 52V54H147V53L149 52V51H145L147 47H142ZM162 48H163V49H162ZM196 48H197V47H194V50H195V51H196ZM227 48H228V47H227ZM227 48H226V49H227ZM229 48H230V47H229ZM229 48L227 49L228 51L224 49L225 51L228 52V54L232 53V52H231V48H230V49H229ZM238 48H239V47H238ZM241 48H242V47H241ZM252 48H251V49H252ZM254 48H255V47H254ZM261 48H262V47H261ZM2 49H4V51H5V48H4V47H1L0 50L3 51ZM18 49H19V48H18ZM138 49H139V48H138ZM138 49H136L135 52H139ZM180 49H181V51H180ZM205 49H204V50H205ZM221 49H222V48H221ZM236 49H237V48H236ZM242 49H243V48H242ZM102 50H104V49H102ZM107 50H109V49H107ZM140 50H141V49H140ZM177 50H179V51L177 52ZM194 50L191 51V53L194 52L193 54H196V55L198 54V57H200L199 54H200L201 50H200L199 53H195ZM224 50H223L222 52H220V53H223V55H225V57H228V56L234 55L235 52L237 51V50H236V51L234 50V52H233L234 54H230V55L227 56V55H226L227 52H225ZM238 50H239V51H238L239 53H240V51H242V50H240V48H239ZM12 51H13V49L11 48V52H12ZM15 51H16V50H15ZM17 51H16V52H17ZM198 51H199V49H198L196 52H198ZM210 51H211V50H210ZM218 51H221V50H218ZM7 52L9 53V55L11 54L10 51H8V49H7ZM18 52H17V53H18ZM37 52H38V51L36 50L35 53H37ZM39 52H38V53H39ZM106 52H108V51H106ZM110 52H111V51H110ZM140 52H141V51H140ZM162 52H161V54H162ZM206 52H207V51H206ZM238 52H237V54H238ZM244 52H245V51H244ZM3 53H4V52H3ZM12 53H13V52H12ZM28 53L30 54V51H29ZM33 53H34V52H33ZM33 53L31 52V54H33ZM35 53L33 54V56H34V55H37V54H35ZM104 53H105V52H104ZM157 53H158V52H157ZM159 53H160V52H159ZM159 53H158L157 55H159V57H160V54H159ZM177 53H180V54L177 55V57H176V54H177ZM225 53H226V54H225ZM248 53H249V52H248ZM20 54H21V53H20ZM20 54L18 53L17 55H15V53H13V56H18L17 58H19V55H20ZM29 54H27V55L29 56ZM108 54H111V56H112V53H108ZM138 54H141V53H138ZM138 54H136V55H137V58H138ZM146 54H145L144 57H143L144 59L142 58V60H144V61H145V58L148 56V55H146ZM149 54H150V55H149L147 58L150 57V59H151V58H152L151 55H153V56L156 58V60H153L154 58H152V60L154 61V67H155V65L157 66V64H155V61H158V60H157V59H158V56H157V55L155 56L154 54H151L150 52H149ZM173 54H172V55H173ZM184 54H185V55H184ZM202 54H203V53H202ZM241 54H242V52H241ZM241 54H240V55H241ZM244 54H245V56H244V55H243V56L246 58V57H247V56H246L247 53L245 52ZM6 55H7V53H6ZM163 55H164V53H163ZM200 55H201V54H200ZM208 55L210 56L211 54L209 53ZM212 55H213V54H212ZM248 55H250V53H249ZM1 56H2V54H1ZM3 56H4V55H3ZM11 56H12V55H11ZM21 56H22V54L20 55V58H23L25 55H23V57H21ZM31 56H32V55H31ZM31 56H29V58H31ZM113 56H115V55L113 54ZM145 56H146V57H145ZM252 56H253V55H252ZM164 57L166 58V56H164ZM171 57H172V58H171ZM184 57H183V59H185V60L182 61V59H181L180 62H184V63H182V64H185V66H186V64L189 65V63L192 62V59L194 60V57H197V56L194 55V57L192 58V56L190 55L189 57H190L191 62H188V63H187V61H186L187 59L184 58ZM203 57H204V56H203ZM250 57H251V55H250ZM5 58H6V57H5ZM12 58H13V57H12ZM12 58H10V60H11ZM26 58H28V57L25 56L24 59L26 60ZM29 58H28V59H29ZM108 58H110L109 55H108ZM117 58H118V55H117ZM191 58H192V59H191ZM205 58H206V57H205ZM205 58H202V59H205ZM214 58L216 59L217 57H214V56H213V57H211V58L209 59V60L211 61V64L213 63V60H211V59H214ZM232 58H233V60H234L235 56H233V57H231V58L228 57V59H230V61L232 60ZM1 59H2V57H1ZM13 59H15V58H13ZM28 59H27V60H28ZM31 59H32V60H30V59L28 60V62L30 61L29 63H28L27 61L23 60V64L26 62V64H27V65L29 64L28 66H30V63H33V62L35 63V61H33V57H32ZM34 59H36V57H35ZM102 59H103V58H102ZM112 59H114V58H112ZM112 59H111V60H112ZM115 59H116V58H115ZM115 59H114V60H115ZM198 59H199V58H198ZM215 59H214V63H217V62H215V61H217L218 58H217L216 60H215ZM6 60H7V59H6ZM6 60H5V61H6ZM108 60H109V59H108ZM146 60H147V59H146ZM159 60H160V59H159ZM166 60H167V59H166ZM168 60H169V59H168ZM173 60H174V59H173ZM206 60H207V59H206ZM209 60H207L206 62H208ZM233 60H232V61H233ZM247 60H248V58H247ZM0 61H1V60H0ZM8 61H9V59H8ZM16 61H18V60L16 59ZM32 61H33V62H32ZM103 61H106V65L109 63L106 59H104ZM144 61H143L144 64H145V62H146L147 65L150 63V62L147 63L149 60H148V61H145V62H144ZM170 61L173 62L172 60H170ZM185 61H186V63H185ZM188 61H189V59H188ZM210 61H209V62H210ZM6 62H7V61H6ZM9 62H10V61H9ZM14 62H15V61H14ZM19 62H20V63H19ZM19 62H15V63H19V64L21 65L22 62H21L20 60H19ZM98 62H99V61H98ZM107 62H108V63H107ZM168 62H169V61H168ZM171 62H170V63H171ZM200 62L203 63V64L205 63V61H203V60L200 61ZM233 62H234V61H233ZM0 63H1V62H0ZM2 63H3V62H2ZM15 63H14V64H15ZM96 63H97V62H96ZM99 63H100V62H99ZM137 63H139L138 60H137ZM151 63H152V62H151ZM151 63H150V64H151ZM201 63H200V65H201ZM10 64H13V62H12V63L10 62L7 66H9ZM23 64H22V65H23ZM93 64H94V63H93ZM97 64H98V63H97ZM171 64H172V63H171ZM171 64H169L170 70H171ZM203 64L201 65V67L203 66ZM207 64H208V63H207ZM220 64H221V63H220ZM3 65H5V64L3 63ZM3 65H2V66H3ZM20 65H19V67H16V68L19 69V70L22 68V67H20ZM32 65H33V64H32ZM32 65H31V66H32ZM95 65H96V64H95ZM103 65H104V64H103ZM137 65H139V64H137ZM152 65H153V64H152ZM159 65H160V64H159ZM161 65H162V64H161ZM200 65H198L197 67H199ZM214 65H215V64H214ZM0 66H1V64H0ZM2 66H1V67H2ZM11 66H13V65H11ZM15 66H18V64H15ZM15 66H14V67H15ZM25 66H26V65L24 64V66H23L22 69H24ZM31 66L29 67L30 69H31ZM107 66H108V65H107ZM190 66H191V64L189 65V67H190ZM215 66H216V65H215ZM218 66H219V65H218ZM218 66H217V67H218ZM222 66H223V65H222ZM1 67H0V68H1ZM3 67L6 68L5 66H3ZM14 67H12L11 70H13ZM92 67H93V66H92ZM109 67H110V65H109ZM109 67H108V69H109ZM157 67H159V66H157ZM160 67H163L164 70H165V69H166L165 67H167V66H160ZM160 67H159V69H161ZM169 67H167V68H169ZM176 67H177V66H176ZM183 67H184V65H183ZM183 67H182V68H183ZM186 67H187V66H186ZM189 67H188V68H189ZM191 67H192V66H191ZM191 67H190V68H191ZM201 67H200V68H201ZM204 67H205V64H204ZM206 67H207V66H206ZM220 67H221V66H220ZM254 67H255V65H254ZM257 67H258V66H257ZM262 67H263V66H262ZM4 68H3V69L1 68L3 72H5V71L7 70V69H4ZM7 68H8V67H7ZM16 68H15V70H16ZM152 68H153V67H152ZM179 68L182 69L181 66H180ZM184 68H185V67H184ZM188 68H186V69H188ZM255 68H256V67H255ZM260 68H261V66H260ZM95 69H96V68L94 67L93 70L95 71ZM97 69H98V68H97ZM106 69H107V67H106ZM144 69H145V68H144ZM144 69H143V70H144ZM148 69H149V66H148ZM156 69H158V68H156ZM159 69H158V70H159ZM176 69L178 70V68H176ZM191 69H192V68H191ZM193 69H194V68H193ZM205 69H206V68H205ZM220 69H221V71H219ZM230 69H231V68H230ZM4 70H5V71H4ZM8 70H10V69H8ZM11 70L8 71L9 74H8L7 71H6L7 76H9V75L12 74ZM26 70H27V69H26ZM26 70H24L25 74L28 72V71L26 72ZM170 70H169V71H170ZM172 70H173V69H172ZM227 70L229 71V69H227ZM250 70H251V69H250ZM256 70H257V68H256ZM258 70H259V69H258ZM258 70H257V71H258ZM2 71L0 70V72H2ZM17 71H18V70H17ZM17 71H16V72H17ZM100 71H101V69H100ZM141 71H142V69H141ZM149 71H150V70H149ZM173 71H175V70H173ZM178 71H181V70H178ZM178 71H177V72H178ZM186 71H188V70H185V72H186ZM218 71L221 72V75L223 74V72H222V71H223L222 68H218ZM263 71H264V70H263ZM263 71H262V72H263ZM3 72H2L1 74H4V76H5L6 73H3ZM10 72H11V74H10ZM14 72H15V71H14ZM14 72H13V73H14ZM18 72H19V71H18ZM20 72H21V71H20ZM20 72H19V73H20ZM22 72H23V70H22ZM22 72H21V73H22ZM24 72H23V73H24ZM105 72H106V71H105ZM142 72H143V71H142ZM142 72H140L139 76H138L137 72H136L135 76H132V74H131V73H132V70H130L128 73H129V76H130V74H131L132 77H136V75H137V78L140 77L141 74H142L143 76L140 77V78L142 79L143 77H145L144 74L147 72V67H146V69H145V71H144L145 73L143 72V73H144V74H143ZM161 72H162V70H161ZM165 72H166V71H165ZM181 72H182V71H181ZM185 72H184V73H180V72H178V74H179V73H180V74H184V77H183V79H184V78H186V77H185V76H186L185 74L187 73V72H186V73H185ZM190 72H191V71H190ZM198 72H199V71H198ZM205 72H207V71H205ZM205 72H204V73H205ZM23 73L21 74V76L25 75V74H23ZM96 73H97V70H96ZM98 73H99V70H98ZM133 73H135V72H133ZM138 73H139V71H138ZM167 73H168V71H167ZM167 73H166V75H169V74H167ZM170 73H171V72H170ZM196 73H197V72H196ZM200 73H201V72H200ZM250 73H251V71H250ZM250 73H248V74H250ZM15 74H16V73H15ZM91 74H92V73H91ZM108 74H110V73L108 72ZM147 74H148V73H146V77H147ZM164 74H165V73H164ZM187 74L189 75V73H187ZM205 74H206V73H205ZM246 74H247V72H246ZM18 75H19V74L17 73L16 76L18 77ZM87 75H88V74H87ZM89 75H90V74H89ZM125 75H126V74H125ZM226 75H228V74H226ZM262 75H263V74H262ZM1 76H2V75H0V79H3V78H1ZM4 76H2V77H4ZM7 76L4 77L5 80L3 79V80H4L3 83H5V81H8V83L11 82V81H9V79H10V78H13V77H14V74L11 75V77H10L9 79L7 78ZM21 76H20V77H21ZM90 76H91V75H90ZM92 76H94V75H92ZM92 76H91V78L94 79V77H92ZM98 76H99V75H98ZM100 76H101V75H100ZM103 76H104V75H103ZM129 76H125V77H127V79H128ZM181 76H182V75H181ZM194 76H195V75H194ZM194 76H193V78H194ZM202 76H203V75H202ZM206 76H207V75H206ZM230 76H231V75H230ZM232 76H233V75H232ZM17 77H16V79H17ZM25 77H26V76H25ZM106 77H107V75H106ZM106 77H105V78H106ZM132 77H131V78H132ZM150 77H151V76H150ZM166 77H168V76H165V78H166ZM176 77H177V76H176ZM178 77H179V75H178ZM196 77H198V76H196ZM203 77H205V76H203ZM208 77H209V76H208ZM233 77H234V76H233ZM233 77H232V81H233L234 79H236V76H235L234 78H233ZM242 77H243V76H242ZM6 78H7L8 80H7ZM108 78H109V77H108ZM129 78H130V77H129ZM137 78L135 79V81H137ZM140 78H138V79L141 81ZM147 78H148V77H147ZM165 78H164V79H165ZM169 78H170V76H169L168 79H167V82H168V80H169L168 83H170L173 79L177 80L176 78H173V77H172L173 79L170 78L171 80H170ZM205 78H206V77H205ZM229 78H230V77H229ZM229 78H228V79H229ZM240 78H241V77H240ZM244 78H245V77H243V79L241 78L242 80L240 79L239 81H238V79H236V80H237L236 82H234V81H233V82L230 81L231 86H233L235 83H237V85H241V84H242V81H244ZM14 79H15V78H14ZM96 79H97V77H96ZM96 79H95V80H96ZM100 79H101V77H100ZM133 79H134V78H133ZM133 79H132V80H133ZM143 79H144V78H143ZM143 79H142V81H143ZM183 79H182V80H183ZM189 79H190L189 77H188V79L186 78L187 81H188ZM208 79H210V78H208ZM208 79H207V80H208ZM18 80H20V79H18ZM144 80L147 81V79H144ZM175 80H173V81H175ZM179 80L181 81V79H179ZM199 80H201V79H199ZM207 80H206V81H207ZM212 80L214 81V79H212ZM245 80H246V79H245ZM250 80H251V79H250ZM250 80H249V81H250ZM13 81L16 82L15 80H13ZM130 81H131V80H130ZM133 81H134V80H133ZM142 81H141V82H142ZM146 81H145V83H147ZM159 81H160V80H159ZM164 81H166V80H164ZM164 81H163V83H164ZM173 81H172V82H173ZM177 81H178V80H177ZM177 81H175V82H173V83H176ZM201 81H202V80H201ZM201 81H200V82H201ZM209 81H210V80H209ZM240 81H241V82H240ZM1 82H2V80H1ZM131 82H132V81H131ZM167 82H165V84H167ZM172 82H171V83H172ZM214 82H215V81H214ZM238 82H240L241 84H238ZM247 82H248V80H247ZM247 82L244 81V83H243L244 85H245V83H246V85L244 86V90L246 89L245 87H248V85L251 83V82H248L249 84L247 85ZM8 83H7V84H8ZM12 83H13V82H12ZM134 83H135V82H134ZM136 83H137V82H136ZM160 83H161V84H160ZM160 83H158V84L162 85V87L164 86L163 88H166V91H167V89H168V91L171 90V87H169V88H170V89H169L167 86H165V84H164V85L162 84V80H161ZM171 83H170V84H171ZM173 83H172V85H171L172 87L174 86ZM177 83H178V82H177ZM180 83H181V82H180ZM180 83H178L179 86H180ZM189 83H190V81L188 82V84H189ZM201 83H202V82H201ZM210 83H211V86L214 85V84L212 85V81H211ZM232 83H233V85H232ZM0 84H1V86H4V85L6 86V83H5V84L0 83ZM13 84H14V83H13ZM13 84H12V85H13ZM143 84H144V82H143ZM178 84H177V85H178ZM186 84H187V82H186ZM8 85L10 86L11 84L9 83ZM147 85H149V84H147ZM147 85H145V86L147 87ZM150 85H151V84H150ZM153 85H154V84H152L151 87H155V86H153ZM155 85L158 86L157 83H155ZM160 85H159V87H157V88H161L160 90L162 91L163 89H162V87H161ZM184 85H185V79H184ZM237 85H235V87H236ZM250 85L254 86V88H255V86L258 85V87H259L261 84H258V83H255V84H254V83H253V84H250ZM250 85H249V87H252V86H250ZM168 86H170V85L168 84ZM181 86H182V85H181ZM185 86H186V85H185ZM214 86H216V85H214ZM242 86H243V85H242ZM174 87H175V86H174ZM174 87H173V89H174ZM182 87H183V86H182ZM237 87H238V86H237ZM249 87H248V88H249ZM261 87H264V86H262V85L260 86V89H264V88H261ZM238 88H240V87H238ZM238 88H237V89H238ZM0 89H4V88H0ZM155 89H156V87H155ZM173 89L171 90L172 93H173L174 90L178 92L177 89H174V90H173ZM237 89H236V90H237ZM4 90H5V89H4ZM146 90H147V89H146ZM157 90H159V89H157ZM164 90H165V89H164ZM244 90H243V91H244ZM143 91H144L143 95H146V93H148V92H147L148 90H147L146 92H145V90H142L141 92H143ZM154 91H155V90H154ZM201 91H202V90H201ZM209 91H210V90H209ZM219 91H220V90H219ZM246 91H247V90H246ZM262 91H264V90H262ZM1 92H2V94L4 93L3 90L0 91V94H1ZM141 92H140V93H141ZM156 92H157V91H156ZM158 92H160V91H158ZM162 92H163V91H162ZM164 92H165V91H164ZM211 92H212V88H211L210 93H209V92H208V93L211 94ZM221 92H222V90L220 91V93H221ZM149 93H150V92H149ZM149 93H148V95H146L147 97L149 96ZM160 93H161V92H160ZM222 93H223V92H222ZM222 93L220 94V96L223 95ZM251 93H253V92H251ZM258 93H259V92H258ZM258 93H257V94H258ZM2 94H1V95H2ZM141 94H142V93H141ZM174 94H175V93H174ZM205 94H206V92L204 91V95H205ZM218 94H219V93H218ZM243 94H244V93H243ZM246 94H247V93H246ZM1 95H0V97H1ZM166 95H168V96H166V97L169 98V92H168V94H166ZM186 95H187V94H186ZM211 95H212V94H211ZM225 95H226V93H225ZM241 95H242V94H241ZM244 95H245V94H244ZM244 95H243V96H244ZM251 95H252V94H251ZM251 95L249 94V96H251ZM259 95H260V94H259ZM259 95H258V96H259ZM261 95H262V94H261ZM261 95H260V96H261ZM2 96H3V95H2ZM152 96H153V93H152ZM152 96H150V98L155 99V98H154L155 95H154L153 97H152ZM163 96H164V95H163ZM170 96H171V95H170ZM172 96H173V95H172ZM188 96H189V95H188ZM220 96H219V100H220ZM245 96H246V95H245ZM253 96H254V95H253ZM255 96H257V95H255ZM255 96H254V97H255ZM260 96H259V97H260ZM263 96H264V95H262L261 98L258 97V99H259V100H260V99L262 100V99L264 98ZM142 97H143V96L140 95V98H141V99H142ZM174 97H175V96H174ZM211 97H212V96H211ZM238 97H241V98H242V96H238ZM150 98H149V100H152V99H150ZM164 98H165V97H164ZM168 98H166V99H167V100H166L167 103H168V100H170V98H169V99H168ZM176 98H177V97H176ZM213 98H214V97H213ZM241 98H239V100H241ZM251 98H253V97H251ZM141 99H140V101H141ZM143 99H144V98H143ZM190 99H191V98H190ZM145 100H146V99H145ZM159 100H160V99H159ZM159 100H158V103H157V104H158V106H159V107H158V110L160 111L161 109L163 110V108H162L163 106H160V105H159V102H160ZM164 100H165V99H164ZM176 100H177V99H176ZM176 100H175V101H176ZM213 100H214V99H213ZM253 100H254V99H253ZM256 100H257V97H256L255 100H254L255 103H256ZM259 100H258V101H259ZM146 101H148V98H147ZM152 101H153V103H154L155 101L157 102V100H152ZM152 101H151V102H152ZM161 101H163V100L161 99ZM166 101H165V102H166ZM211 101H212V100H211ZM214 101H215V100H214ZM246 101H247V100H246ZM251 101H252V100H251ZM258 101H257V103H258V104H257V107H258L260 104H262L261 101H259V102H258ZM141 102H142V101H141ZM156 102H155V103H156ZM165 102H164L163 105H165ZM170 102H171V101H170ZM220 102H221V100H220ZM220 102H218V103H220ZM236 102H238V101H236ZM260 102H261V103H260ZM263 102H264V101H263ZM148 103H149V102H148ZM160 103H161V102H160ZM162 103H163V102H162ZM177 103H179V102L177 101ZM177 103H176V104H177ZM240 103L242 104L243 102L241 101ZM240 103H237V104L240 106V105H241ZM247 103H250V102H247ZM259 103H260V104H259ZM142 104L146 105L147 103L144 101ZM220 104H221V103H220ZM235 104H236V103H235ZM237 104H236V106H238ZM147 105H148V104H147ZM166 105H167V104H166ZM223 105H224V104H223ZM223 105H221V106H223ZM148 106H149V105H148ZM148 106H147V107H148ZM169 106L171 107L172 104H170ZM169 106H168V107H169ZM173 106H174V105H173ZM173 106H172V112H173V110L175 109V108L173 109ZM175 106H176V105H175ZM175 106H174V107H175ZM224 106H225V105H224ZM242 106H243V105H242ZM242 106H241V107H242ZM245 106H246V105H244V107H245ZM248 106H249V105H248ZM255 106H256V105H255ZM145 107H146V106H145ZM150 107H151V106H150ZM244 107H243V108H244ZM246 107H247V106H246ZM160 108H161V109H160ZM164 108H165V107H164ZM180 108H181V107H180ZM236 108H237V107H236ZM249 108H250V106H249ZM151 109H152V110L157 109V105H156V107L152 106ZM151 109L148 108V110H150V111H151ZM199 109H200V108H199ZM237 109H238V108H237ZM245 109H246V108H245ZM255 109H256V108H255ZM146 110H147V109H146ZM158 110H157L158 115H159L160 112H161L160 114L162 115V112H165V113H166V112L169 111V110H167V111H166V110H165V111H162V110H161L160 112H158ZM196 110L199 111V110H198V107L196 108ZM196 110H193V111H195V112H194V117H195ZM240 110H241V109H240ZM243 110H244V109H243ZM247 110H248V109H247ZM247 110H246V112H247ZM170 111H171V110H170ZM178 111H179V110H178ZM190 111H191V110H190ZM256 111H257V109H256ZM154 112H155V111H154ZM154 112L152 111V113H149V114H152V115H153ZM202 112H203V111H202ZM202 112L199 111L198 113H202ZM227 112H229L228 109H227ZM244 112H245V110H244ZM244 112H243L242 115L245 116ZM257 112H258V113H256V112H254V113H256V114H258V115H261L260 117L264 116V114H262V112H260V111H257ZM168 113H169V112H168ZM192 113H193V112H192ZM203 113H204V112H203ZM237 113H238V112H237ZM237 113H236V114H237ZM249 113H251V112H249ZM249 113H246V114H248V116H249V115H250ZM263 113H264V112H263ZM147 114H148V113L146 112V115H147ZM183 114H184V113H183ZM220 114H221V113H220ZM256 114H253V115H256ZM158 115H157V116H158ZM166 115H168V114H166ZM202 115H205V116H206V113H204V114H202ZM212 115H213V116H217V115H214L213 113H212ZM212 115L210 114V116H212ZM154 116H155V114H154ZM157 116H156V118H157ZM159 116H160V115H159ZM179 116H180V118L182 117L181 115H178V116H176V118L179 117ZM183 116H184V117H182V119L184 118V120H185V119H186V118H185V115H183ZM246 116H247V115H246ZM250 116H251V115H250ZM150 117H151V116H150ZM152 117H153V116H152ZM160 117H161V116H160ZM163 117H164V116H163ZM194 117H193V118H194ZM223 117H224V116H223ZM252 117H253V116H252ZM256 117H258V116H256ZM154 118H155V117H154ZM156 118H155V119H156ZM172 118H173V116H172ZM225 118H226V117H224L223 119L225 120ZM242 118H243V117H242ZM247 118H249V117H247ZM250 118H251V117H250ZM146 119H147V118H146ZM146 119L143 120L145 124H146L147 121H149V120H150V122L152 123L151 119H153V118H150L149 120H148V119L146 120ZM167 119H168V116H167ZM187 119H188V118H187ZM209 119H210V117H209ZM244 119H245V120H244ZM244 119H242V120H244V123H243V124H245V122H246V117H245ZM260 119H261V118H260ZM145 120H146V122H145ZM157 120H158V119H157ZM157 120H156V121H157ZM162 120H163V119H162ZM173 120H174V118H173ZM173 120L171 119L170 121H173ZM184 120H183V121H184ZM217 120H218V119H217ZM170 121H169V122H170ZM174 121H175V120H174ZM176 121H178V120H176ZM176 121H175V122H176ZM190 121H191V120L188 121L189 124H190ZM249 121H250V120H249ZM256 121H257V120H256ZM261 121H262V120H261ZM261 121H258V122H261ZM263 121H264V119H263ZM186 122H187V121H186ZM188 122H187V123H188ZM211 122H213V120H211ZM211 122H210V123H211ZM227 122H228V120H227ZM229 122H230V121H229ZM240 122H241V121H240ZM247 122H248V120H247ZM247 122H246V123H247ZM142 123H143V122H142ZM144 123H143V124H144ZM148 123H149V122H148ZM151 123H150V124H151ZM155 123H156V122H155ZM155 123L153 122V125H154ZM157 123H158V125H159V122H157ZM162 123H163V122H162ZM150 124H149V125H150ZM171 124H172V123H171ZM173 124H174V122H173ZM227 124L229 125V123H227ZM237 124H238V123H237ZM262 124H264V123L262 122V123H261V126H262ZM140 125H141L142 129H144V128H143V125H142V124H140ZM140 125H139V126L137 125V126L140 127ZM153 125H152V127H153ZM156 125H157V124H156ZM158 125H157V126H158ZM168 125H169V123H168ZM186 125H187V124H186ZM246 125H247V124H245L244 126H246ZM248 125L251 126V128H253V127H257V126H253V125H252V120H251V124L249 123ZM254 125H255V124H254ZM160 126H161V125H160ZM160 126H159V127H160ZM170 126H171V125H170ZM252 126H253V127H252ZM145 127H146V126H145ZM152 127L149 126V128H152ZM174 127H177V125H175V126L173 125V128H172V129H173V130H174V129H175V130L178 129V127H177V128H174ZM227 127H228V126H227ZM259 127H260V125H259ZM263 127H264V125H263ZM263 127H262V128H263ZM154 128H155V125H154ZM157 128H158V127H157ZM157 128H156V129H157ZM161 128H162V127H161ZM163 128H165L164 125H163ZM242 128H243V127H242ZM248 128H250V127H248ZM257 128H258V127H257ZM131 129H132V128H131ZM134 129H135V127H134ZM140 129H141V128H140ZM158 129H159V128H158ZM246 129H247V127H246ZM246 129H244V131H245ZM259 129H260V128H259ZM259 129H258V130H259ZM263 129H264V128H263ZM135 130H136V129H135ZM138 130H139V128H138ZM138 130H137V131H138ZM145 130H147V128H146ZM151 130H152V129H150V132H152ZM154 130H155V129H154ZM232 130H233V128H232ZM254 130L256 131V128H255ZM140 131H142V130H140ZM140 131H139V132H140ZM148 131H149V129L147 130V133H148ZM156 131H157V130H156ZM176 131H177V130H176ZM252 131H253V130H252ZM260 131H261V130H260ZM262 131H263V130H262ZM132 132H133V131H132ZM143 132H144V130H143ZM231 132H232V131H231ZM233 132L236 133V132H238V131L236 130V131H233ZM233 132H232V133H229V134H228V133H226V134H225V133H222V134L225 135V136H226V135H229V136H230V135L233 134ZM245 132H246V131H245ZM133 133H134V132H133ZM145 133H146V132H144L143 136L145 135ZM147 133H146V134H147ZM154 133H155V132H154ZM172 133H173V132H172ZM235 133H234V136L232 135L233 138H234L235 136H237V135H235ZM243 133H244V132H243ZM136 134H137V133H136ZM138 134H142V133H138ZM148 134H149V133H148ZM157 134H158V133H157ZM222 134H220V136H221ZM237 134H238V133H237ZM132 135H133V134H132ZM155 135H156V134H155ZM160 135H161V136H160L161 138H158V137H159V134H158V136L156 135L157 138H156V137H155V138L157 139V141H158V139H161V141H162V139H163L162 134L160 133ZM238 135H243V134H238ZM135 136H136V135H135ZM141 136H142V135H141ZM141 136H138V135H137V137H139V138L142 139L143 136H142V137H141ZM146 136H147V135H146ZM175 137H176V136H175ZM223 137H224V136L221 137V140H222ZM226 137H227V136H226ZM237 137H238V136H237ZM237 137H236V138H237ZM241 137H242V136H241ZM241 137H240V138H241ZM164 138H166V137H164ZM186 138H187V137H186ZM230 138H231V136H230ZM240 138H239V139H240ZM137 139H138V138H137ZM141 139H139V140H137V141L140 142ZM144 139H145V138H144ZM176 139H177V138H176ZM176 139L174 138V143H175V140H176ZM187 139H188V138H187ZM214 139L217 140V138H215V137L213 136V140H214ZM224 139H225V138H224ZM231 139H232V138H231ZM189 140H190V139H189ZM216 140H214V141L216 142ZM218 140H219V139H218ZM221 140H220V141H221ZM234 140H235V138H234ZM118 141H120V140H118ZM121 141H122V140H121ZM161 141L159 140V142H161ZM169 141H170V140H169ZM227 141H229V139H227ZM231 141L234 142L233 140H231ZM235 141H236V140H235ZM237 141H238V139H237ZM117 143H118V142H117ZM140 143H141V142H140ZM163 143H164V139H163ZM172 143H173V142H172ZM186 143H187V142H186ZM217 143H218V142H217ZM223 143H224V140H223ZM223 143H222V144H223ZM226 143H228V142L225 141V144H226ZM121 144H122V143H121ZM121 144H120V145H121ZM136 144H137V143H136ZM158 144H159V143H158ZM225 144H223L224 146H222V147H225ZM229 144H230V143H229ZM232 144H233V143H232ZM116 145H119V144H116ZM142 145H143V144H142ZM155 145H156V144H155ZM160 145H161V144H160ZM169 145H170V144H169ZM169 145H168V146H169ZM188 145H189V144H188ZM217 145H218V144H217ZM219 145H221V144L219 143ZM114 146H115V145H114ZM122 146H123V145H122ZM135 146H136V145H135ZM138 146H139V143H138L137 147H138ZM165 146H166V145H165ZM175 146H176V144H175ZM177 146H178V145H177ZM111 147H112V145H111ZM118 147H119V146H118ZM120 147H121V146H120ZM139 147H140V146H139ZM154 147H155V146H153V148H154ZM173 147H174V146H173ZM187 147H188V146H187ZM190 147H191V146H190ZM193 147H195V146L193 145L191 149H193ZM116 148H117V147H116ZM116 148L114 147L115 150H116ZM122 148H123V147H122ZM135 148H136V147H135ZM117 149H119V148H117ZM137 149H138V148H137ZM155 149H156V148H155ZM176 149H177V147H176ZM180 149H181V148H180ZM191 149H190V150H191ZM132 150H134V147H133V146H132ZM132 150H131V151H132ZM187 150H188V149H187ZM187 150H186V151H187ZM190 150H189V151H190ZM206 150H207V149H206ZM214 150H215V149H214ZM116 151H117V150H116ZM129 151H130V149H129ZM178 151H179V146H178V150H177V152H178ZM193 151H194V150H193ZM215 151H216V150H215ZM218 151H219V150H218ZM218 151H216V152H218ZM119 152H120V151H119ZM119 152H117L116 154L114 153V154H115V157H116L118 154H121V153H119ZM121 152H122V151H121ZM123 152H124V151H123ZM123 152H122V153H123ZM126 152H127V151H126ZM126 152L123 154L124 156H127V155H128V153H126ZM132 152H133V151H132ZM160 152H161V151H159V154H160ZM208 152H209V151H208ZM161 153H163V150H162ZM165 153H166V152H165ZM180 153H181V152H180ZM180 153H178V155H179ZM189 153H190V156L193 155L191 152H189ZM210 153H211V152H210ZM95 154H96V153H95ZM98 154H99V153H98ZM101 154H102V153H101ZM125 154H126V155H125ZM129 154H131V153H129ZM157 154H158V153H157ZM214 154H215V153H214ZM218 154H219V153H218ZM99 155H100V154H99ZM110 155H111V154H110ZM112 155H113V154H112ZM142 155H143V153H142ZM142 155H141V156H142ZM181 155H184V154L181 153ZM181 155H179V156L182 157ZM95 156H96V155H95ZM102 156H103V155H102ZM118 156H121V155H118ZM169 156H172V155L169 154ZM190 156L188 155V157H190ZM193 156H194V155H193ZM193 156H191L192 158H190V159H194ZM218 156L222 157L223 155L219 154ZM218 156H217V157H218ZM115 157H114V158H115ZM142 157H143V156H142ZM180 157H179V158H180ZM208 157H209V156H208ZM210 157H211V156H210ZM212 157L214 158L213 154H212ZM220 157H219V159H222V158H223V157H222V158H220ZM97 158H98V156H96L95 159H97ZM101 159H102V157H101ZM101 159H100V156H99L98 160L102 162L103 159H102V160H101ZM173 159H174V158H173ZM173 159L170 160V161H173ZM208 159L210 160V158H208ZM214 159H216V160H212V162H213V161H217L218 158H214ZM219 159H218L217 164L221 161V160H219ZM111 160L113 161V162H111V163L113 164V163L115 162V160H113V159H111ZM111 160H110V161H111ZM130 160H131V159H130ZM204 160H205V159H204ZM204 160H203V162H202V161H201V162L204 163ZM206 160H207V158H206ZM209 160H208V162H206V161H205V162H206V164H207V163H208V164L210 163V165H208V164H207V165H208V166H211L212 163H211ZM99 161H98V163H99ZM106 161H108V160H106ZM180 161H181V158H180ZM182 161H183V159H182ZM186 161H187V160H184V162H186ZM194 161H195V160H194ZM194 161H192V162H194ZM222 161H223V162H220L221 164L224 163L225 158L222 159ZM95 162H97V161L95 160ZM174 162H175V161H174ZM184 162H183V163H184ZM187 162H189V161H187ZM201 162H200V163H201ZM107 163H109V162H107ZM180 163H181V162H180ZM180 163L176 162V164H180ZM99 164H100V163H99ZM101 164H102V163H101ZM170 164H171V163H170ZM172 164H173V163H172ZM181 164H182V163H181ZM189 164H190V163H189ZM189 164L187 165L188 168H189ZM195 164H196V163H193V165H194L195 167H196L197 165H199V164H196V165H195ZM214 164H215V163H214ZM221 164H218V165H220V168H221ZM97 165H98V164H97ZM115 165H116V164H113V165H110V166L114 167ZM183 165H185V167H186V164H183ZM191 165H192V164H191ZM191 165H190V166H191ZM201 165H203V164H200L199 167H200ZM218 165H217V167H218ZM180 166H181V165H179L178 167H180ZM204 166H205V164H204ZM204 166H201L200 169H203L204 171H205V169H206V171H209V172H210V170H207L208 167L204 168ZM215 166H216V165H215ZM215 166H214V167H215ZM99 167H100V166H99ZM99 167L96 168V169H97V170H98V169H101V168H99ZM117 167H118V166H117ZM169 167H170V166H169ZM222 167H223V165H222ZM7 168L9 169V166H8ZM7 168H6V169H7ZM86 168H87V167H86ZM167 168H168V167H167ZM210 168H211V170H213V166H212V167H209V169H210ZM88 169H89V167H88ZM111 169H112V168H111ZM111 169H110V170H111ZM191 169H192V168L190 167V170H191ZM193 169H195V168H193ZM217 169H218V168H217ZM16 170H17V168H16ZM97 170H96V171H97ZM190 170H189V171H190ZM214 170H215V169H214ZM219 170H221V169H219ZM5 171H6V170H5ZM8 171H9V170H8ZM101 171H102V170H101ZM101 171L99 170V171H97V172H100V173H101ZM191 171H192V170H191ZM198 171H199V170H198ZM198 171L195 170V174H199V173H197ZM200 171H202V170H200ZM204 171H203V173H204ZM206 171H205V172H206ZM215 171H216V170H215ZM104 172H105V171H104ZM110 172H111V171H110ZM192 172L194 173V171H192ZM192 172H191V173H192ZM216 172H217V171H216ZM102 173H103V172H102ZM102 173H101V174H102ZM106 173L108 174L109 172H106ZM106 173L104 174V175H105L104 177L107 178ZM193 173H192V174H193ZM212 173L214 174V171H213ZM10 174H11V176L13 175V173H10ZM10 174H9V175H10ZM101 174H99L98 176H100ZM188 174H190V173L188 172ZM201 174H202V173H201ZM207 174H208V173L206 172V174L204 173L203 175L205 176V175H207ZM193 175H194V174H193ZM203 175H200V176L204 177ZM108 176H109V174H108ZM196 176H198V175H196ZM200 176H198V177H200ZM207 176H208V175H207ZM207 176H205V177H207ZM5 177H6V176H5ZM7 177H8V179H9L10 176H7ZM14 177H15V176H14ZM14 177H13V179H14ZM186 177H188V176H186ZM193 177H194V176H193ZM198 177H197V179L202 178V177H200V178H198ZM209 177H210V174H209ZM16 178H17V177H16ZM106 178H105V179H106ZM188 178H189V177H188ZM5 179H6V178H5ZM13 179H11V180H13ZM99 179H101V177H100ZM102 179H103V175H102ZM191 179H193V178L191 177ZM191 179L189 178L188 180H190V182L194 181V180H191ZM6 180H7V179H6ZM103 180H104V179H103ZM14 181H15V180H14ZM16 181H17V180H16ZM243 181H244V180H243ZM4 182H5V181H4ZM190 182H189V184H190ZM195 182H197V181H195ZM2 183H3V182H2ZM5 183H6V182H5ZM5 183H4V184H5ZM9 183H10V182H9ZM9 183H8V184H9ZM11 183H13V181H12ZM192 183H194V182H192ZM179 184H180V183H179ZM197 184H198V182H197ZM6 185H7V184H6ZM14 185H16V184H14ZM180 185H182V184H180ZM183 185H185V184H183ZM195 185H196V184H195ZM195 185H193V186H195ZM2 186H3V185H2ZM2 186H1V187H2ZM9 186H10V188H12L11 185H9ZM190 186H191V185H190ZM180 187H181V186H180ZM180 187L178 186V188H180ZM182 187H183V186H182ZM182 187L180 188L181 190H182ZM195 187H199V185H198V186H195ZM241 187H242V186H239V189H240ZM5 188H6V187H5ZM175 188H176V187H175ZM193 188H194V187H193ZM7 189H9V187H8ZM7 189H5V190H6V191H5L4 188H2V189H0V192H2V190H4V192L7 193V191H9V190H7ZM165 189H166V188H165ZM196 189H197V188H196ZM196 189H195V190H196ZM228 189H229V188H228ZM241 189H242V188H241ZM10 190H12V189H10ZM13 190H14V189H13ZM183 190H184V189H183ZM15 191H16V189H15ZM15 191H13V192H15ZM165 191H167V189H166ZM177 191H179V190H177ZM167 192H168V191H167ZM242 192H243V190H242ZM6 193H5V194H6ZM11 193H12V192H11ZM15 193H16V192H15ZM170 193H171V192H170ZM175 193H176V192H175ZM175 193H174V194H175ZM179 193H181V191H180ZM179 193H178V194H179ZM150 194H151V193H150ZM161 194H162V193H161ZM161 194H160V195H161ZM165 194H166V192H165ZM168 194H169V193H168ZM178 194H177V195L175 194V196H173V194H171L172 196H169V195H166V196H167V197L169 196V201H170V197H174V198H177V197H179V196L181 197V194H180L179 196H178ZM6 195H7V194H6ZM156 195H157V194H156ZM156 195H153V197H155ZM10 196H12V194H11ZM20 196H21V195H20ZM153 197H152V195H151V198H153ZM161 197H163V196H161ZM161 197H159V198H161ZM8 198H9V197H8ZM151 198H150V199H151ZM0 199H1V198H0ZM6 199H7V198H6ZM153 199H156V198H153ZM153 199H151V200H153ZM167 199H168V198H167ZM180 199H181V200H180ZM233 199H234V198H233ZM151 200H150V203H152ZM175 200H176V199H175ZM178 200H179V202L181 203V202H182V197L179 198V199L177 198V201H178ZM262 200H263V198H262L260 201H262ZM3 201H4V200H3ZM155 201H156V200H153L154 204L152 203V205H156V206H157L158 203L156 204ZM169 201H168V202H169ZM184 201H185V200H184ZM184 201H183V202H184ZM146 202H147V201H145V203H146ZM148 202H149V199H148ZM157 202H158V200H157ZM179 202H178V204H179ZM235 202H237V201H235ZM257 203H259V201H258ZM170 204H171V202H170ZM238 204H239V202H238ZM143 205H144V204H143ZM143 205H142V206H143ZM158 205H159V204H158ZM163 205H164V207H163ZM172 205H173V203H172L169 207H171ZM175 205H176V204H174V205L172 206V208H174ZM142 206H141V209L138 208L139 211H140L141 213H142V210L144 211L145 209H147V208L144 209V206H143V208H142ZM149 206L151 207V205H149ZM156 206H153V207H155V209H156V208L158 209V207H156ZM160 206H162L163 209H162V208H159V210H162V211H164V210L168 207V206H167V207L165 208V204H164V203L161 204ZM160 206H159V207H160ZM176 206H177V205H176ZM176 206H175V209H177V208L180 207L181 205L178 206V207H176ZM182 206H183V204H182ZM182 206H181V207H182ZM184 206H185V205H184ZM235 206H236V203H235ZM239 206H240V204H239ZM145 207H146V205H145ZM150 207H149V209H150ZM153 207H151V208H153ZM181 207H180V208H181ZM180 208H179V214L181 213V212H180V211H181ZM236 208H240V207H236ZM5 209H6V208H5ZM153 209H154V208H153ZM168 209H169V208H168ZM168 209H166V210H168ZM150 210L152 211V209H150ZM150 210H146L145 213L143 212L144 214L142 213V215H145V214L147 213V211H149V213H153V212H151ZM166 210H165V211H166ZM182 210H183V208H182ZM248 210H249V209H248ZM162 211H161V214L163 213ZM176 211L178 212V210H174V212H176ZM237 211H238V210H237ZM239 211H240V210H239ZM239 211H238V213H239ZM3 212H4V210H3ZM17 212H18V211H17ZM167 212H169V211L164 212L163 215L167 214ZM171 212H172V210L170 211V214H171ZM177 212L175 213V215L178 214ZM263 212H264V209H263ZM263 212H262V214H264ZM141 213H140V214H141ZM149 213H148V215H149ZM155 213H156V212H155ZM172 213H173V212H172ZM156 214H157V213H156ZM156 214H154V215H156ZM161 214H159V215H161ZM179 214H178V215H179ZM240 214H241V212H240ZM240 214H239V215H240ZM3 215H4V214H3ZM21 215H22V213H21ZM27 215H28V214H27ZM149 216H150V217H151V216L154 217V216L151 215V214H150ZM161 216H162V215H161ZM161 216H158V217H161ZM165 216H169V215L167 214V215H165ZM240 216H241V215H240ZM240 216H239V217H240ZM252 216H253L254 219H256V217H258L256 214H255V215L252 214ZM254 216H255V217H254ZM5 217H6V215H5ZM21 217H22V216H21ZM158 217H157V220L159 219ZM170 217H171V216H170ZM173 217H174V216H172V218H173ZM236 217H237V216H236ZM261 217H262V216H261ZM0 218H1V212H0ZM3 218H4V217L2 216V219H3ZM7 218H8V217H7ZM9 218H10V217H9ZM24 218H25V216L23 217V219H21V221H22V220L24 221ZM154 218H156V216H155ZM154 218H153V219H154ZM164 218H165V217H164ZM241 218H242V217H241ZM259 218H260V216H259ZM259 218H258V219H259ZM2 219H0V220H2ZM10 219H11V218H10ZM29 219H30V218H29ZM29 219H28V220H29ZM151 219H152V218H151ZM173 219H174V218H173ZM173 219H170V220H173ZM237 219H238V217H237ZM251 219H252V218H251ZM261 219H262V218H261ZM261 219H259V220H260V222H259L260 224H261ZM5 220H8V222H9V219H5ZM160 220H161V219H159V221H160ZM168 220H169V218H168ZM19 221H20V219H19ZM31 221H33V220H31ZM31 221H30V222H31ZM148 221H149V220H148ZM150 221H151V220H150ZM153 221H154V220H153ZM155 221H156V219H155ZM166 221H167V218H166ZM238 221H239V219H238ZM254 221H256V220H254ZM257 221H258V220H257ZM0 222H1V223H0V225H1V224H2V221H0ZM12 222H13V221H12ZM24 222H25V224H26V221H24ZM169 222H170V221H169ZM171 222H172V221H171ZM236 222H237V221H236ZM5 223H7V221H6ZM13 223H15V222H13ZM18 223H20V222H18ZM33 223H35V222H33ZM154 223H155V222H154ZM157 223H158V221H157ZM157 223H156V224H157ZM162 223H163V222H162ZM256 223H258V222H256ZM259 223H258V225H260ZM3 224H4V220H3ZM3 224H2V225H3ZM7 224H8V223H7ZM9 224H10V222H9ZM23 224H24V223H22V224L20 223V225H21V227L23 228V230H25L24 227H23L25 224H24V225H23ZM146 224L148 225V223H146ZM156 224H155V225H156ZM15 225H17V224L15 223ZM18 225H19V224H18ZM18 225H17V226H18ZM22 225H23V226H22ZM35 225H36V223H35ZM38 225H41V224H37V227H38ZM149 225H150V223H149ZM155 225H153V226H155ZM161 225H162V224H161ZM161 225H160V224H159V226L156 225V226H155V229L157 228V226H158V229H159V230H160V229H163V226H164V225L162 226V228H159V227H161ZM169 225H171V224H169ZM169 225H168V227H169ZM230 225H232V224L230 223ZM13 226H14V225H13ZM13 226H12V227H13ZM32 226L34 227V225H32ZM166 226H167V225H166ZM19 227H20V226H19ZM41 227H42V226H40V228H41ZM150 227H151V226H150ZM171 227H172V226H171ZM171 227H170V228H171ZM9 228H10V227H9ZM15 228H16V226H14L13 229H15ZM22 228H21V229H22ZM25 228H26V227H25ZM35 228H36V226H35ZM7 229H8V227L6 228V230H7ZM19 229H20V228H19ZM30 229H31V228H30ZM36 229H37V228H36ZM36 229H33V230H36ZM158 229H156V230L159 232ZM255 229H256V227H255ZM15 230H16V229H15ZM15 230H14V231H15ZM33 230H32V231H33ZM156 230H155V231H156ZM257 230H258V229H257ZM8 231H9V230H8ZM14 231H13V233H14ZM20 231H21V230H19V232H20ZM151 231H152V230H151ZM153 231H154V230H153ZM167 231H168V229H167ZM167 231H166V232H167ZM247 231H249V230H247ZM3 232H5V231H3ZM15 232H16V231H15ZM21 232H22V231H21ZM21 232H20V234H21ZM149 232H150V230H149ZM149 232L147 233V237H148V235H149ZM160 232H161V233H159V234H160V235H161V234L163 235V230H162V231L160 230ZM168 232H170V230H169ZM168 232H167V233H168ZM249 232H250V231H249ZM9 233H10V231H9ZM22 233H24V232H22ZM27 233H28V232H27ZM34 233H36V231H35ZM150 233H153V232H150ZM155 233H156V232H155ZM167 233H165V231H164V236H166ZM253 233H254V232H253ZM14 234H15V233H14ZM17 234H19V233H17ZM25 234H26V231H25ZM30 234H31V233H30ZM145 234H146V233H145ZM1 235H2V233H1ZM1 235H0V236H1ZM6 235H7V234H6ZM8 235H10V234H8ZM8 235H7V236H8ZM11 235H12V234H11ZM15 235H16V234H15ZM143 235H144V234H143ZM150 235H152V234H150ZM160 235H159V236H160ZM4 236H5V234H4ZM25 236H27V235H25ZM28 236H29V235H28ZM33 236H34V235L32 234V238H33ZM152 236H153V235H152ZM235 236H236V233H235ZM235 236H234V238L237 237V239H238V240H236V243H235V244L237 245V243H238V245H240L239 243H241V242H238V241L240 240V238H239L240 236H238V234H237L236 237H235ZM249 236H250V235H249ZM2 237H3V236H2ZM5 237H6V236H5ZM14 237H15V236H14ZM16 237H17V236H16ZM22 237H24V234H23ZM145 237H146V235H145ZM147 237H146V238H147ZM162 237H163V236H161V237H159V238H162ZM25 238H27V237H25ZM32 238H30V236H29V239L32 240ZM34 238H35V236H34ZM50 238H51V239H50ZM57 238H58V237H57ZM10 239L12 240V238H10ZM10 239H8V240L11 241ZM16 239H17V238H16ZM53 239H54V238H53ZM55 239H56V238H55ZM150 239H151V238H149L148 241H150ZM175 239H176V238H175ZM199 239H200V237H199ZM241 239H243V238H241ZM0 240H1V239H0ZM6 240H7V239H6ZM14 240H15V239H14ZM18 240H20V239H19V235H18ZM34 240H35L34 242L37 241L36 239H34ZM49 240H52V237H49L48 241H49ZM58 240H59V239H58ZM145 240H147V239H145ZM155 240H158V239H155ZM172 240H173V238H172ZM216 240H217V239H216ZM223 240H224V238H222V241H221V240H218V241L223 242ZM226 240H227V239H226ZM226 240H224V241H225V243L227 242L226 244H228L229 241H228V240L226 241ZM258 240H259V239H258ZM22 241L25 242V239H24V240H22V239L20 240L21 243H22ZM46 241H47V239H46ZM48 241H47V243H48ZM52 241H54V240H52ZM52 241H51V242H52ZM56 241H57V240H56ZM175 241H176V240H173L172 242H175ZM11 242H13L14 245H18L16 241H11ZM11 242H10V243H11ZM15 242H16V244H15ZM28 242H29V241H27V243H26V242H25V243L29 245ZM49 242H50V241H49ZM67 242H68V241H67ZM154 242L156 243V241H154ZM7 243H8V242H5L6 245H7ZM31 243H33V241H30V244H31ZM42 243H43V242H42ZM45 243H46V242H44V244H45ZM47 243H46V244H47ZM58 243H59V242H57L56 244H58ZM158 243H159V242H158ZM158 243H157V244H158ZM217 243H219V242H217ZM256 243H257V242H256ZM5 244H4V245H5ZM8 244H9V243H8ZM37 244H38V243H37ZM44 244H43V245H44ZM50 244H52V243H50ZM59 244H60V243H59ZM63 244H64V243H63ZM160 244H162V243L160 242ZM160 244L157 245V246H160ZM219 244H220V243H219ZM219 244H217V245H219ZM10 245H12V243H11ZM19 245H20V246H19ZM19 245H18L19 248H17V249H18V252H20V247L22 246V244H19ZM23 245H24V244H23ZM35 245H36V244H35ZM35 245H34V243H33V245H31V247H32V246L35 247ZM40 245H41V244H40ZM43 245L41 246L42 249H43ZM54 245H55V244H54ZM217 245H216V246H217ZM244 245H245V244H244ZM26 246H27V245H26ZM48 246H49V244H48ZM52 246H53V245H52ZM225 246H227V245H225ZM228 246H229V244H228ZM228 246H227V247H228ZM249 246L252 247L251 245H249ZM249 246H248V247H249ZM257 246H258V245H257ZM260 246H261V245H260ZM9 247H10V246H8V248H9ZM12 247H13V245H12ZM22 247H23V246H22ZM34 247H33V248H34ZM218 247H219V246H218ZM218 247H217V248H218ZM229 247H230V246H229ZM240 247H241V245H240ZM244 247H246V245H245ZM248 247L245 248L244 250H243V249H242V250H243V251H245V250L247 251V250H248L249 252L247 251V253H249L250 255H251V254L254 255L253 251L251 250L252 248L249 249L250 247H249V248H248ZM33 248H32V249H33ZM41 248H40V249H41ZM44 248H45V245H44ZM46 248H47V246H46ZM46 248H45V249H46ZM55 248H56V245H55ZM154 248H155V246H154ZM237 248H239V247H237ZM13 249L16 250L15 246H14ZM34 249L38 250L37 248H34ZM224 249L226 250V248H224ZM224 249H223V250H224ZM227 249H229V252H228V250H227V253L230 254V253H231L230 249L233 250V249H235V248L230 247V248H227ZM239 249H240V248H239ZM260 249H261V248H260ZM0 250L2 251V248H0ZM61 250H62V249H61ZM250 250L252 251V253H251ZM257 250H259V249H257ZM1 251H0V253H1ZM7 251H8V250H7ZM7 251H6V252H7ZM16 251H17V250H16ZM31 251H32V250H31ZM34 251H35V250H34ZM34 251H33V252H34ZM43 251H45V250H43ZM43 251H42V252H43ZM55 251H56V250H55ZM63 251H64V250H63ZM149 251H150V250H149ZM234 251H235V250H233V252H234ZM262 251H264V250L261 249V253H263ZM145 252H146V251H145ZM145 252L142 253V251H141V252H138V253L145 254ZM217 252L219 253V251H217ZM220 252H221V251H220ZM233 252H232V255H235V254H236V256H237V253H238V252H237V253H236V252L233 253ZM241 252H242V251H241ZM241 252H240V255L242 256L243 254H242ZM254 252H257V251H254ZM12 253H13V251H12ZM15 253H16V252H15ZM29 253H30V247H29ZM243 253H244V254H247L246 252H243ZM1 254H4V256H6V254L4 253V250H3V253H1ZM7 254H8V252H7ZM32 254H33V253H32ZM32 254H31V255H28V256H31V257L28 258V259H31V258H32ZM54 254H55V253H54ZM142 254H139V255H140L139 258H143V257H145L144 255L141 257ZM150 254H151V252L148 254V251H147V253H146L145 255L147 256V255H150ZM249 254H248V255H249ZM263 254H264V253H263ZM19 255L21 256V254H19ZM41 255H42V254H41ZM230 255H231V254H230ZM232 255H231V257H232ZM248 255H247V257H248ZM250 255H249V256H250ZM7 256H8V255H7ZM24 256L26 257V254H25V253H24V255L21 256V257H24ZM48 256H49V255H48ZM137 256H138V255H137ZM153 256H154V255H153ZM153 256H151V257H153ZM238 256H239V255H238ZM251 256H252V255H251ZM254 256H255V255H254ZM14 257H15V256H14ZM21 257H20V258H21ZM36 257H37V256H36ZM57 257H58V255H57ZM226 257H229V256H226ZM226 257H225V259L223 258V260H226V259H227ZM231 257H230V258H231ZM9 258H11V257L9 256ZM16 258H17V255H16ZM18 258H19V257H18ZM33 258H35V257H33ZM131 258H132V257H131ZM139 258H138V260H139ZM149 258H150V256L148 257V259H149ZM238 258H239V257H238ZM240 258H241V257H240ZM6 259H7V258H6ZM13 259H15V258H12V260H13ZM26 259H27V257H26ZM37 259H38V258H37ZM40 259H41V258H40ZM145 259H146V257H145ZM148 259H147V260H148ZM155 259H156V258H155ZM228 259H229V258H228ZM228 259H227V262H228ZM231 259H232V258H231ZM8 260H9V259H8ZM19 260H20V259H19ZM21 260H22V259H21ZM24 260H25V259H24ZM42 260H43V259H42ZM44 260H45V259H44ZM143 260H144V259H143ZM143 260H142V262H144ZM150 260H151V258H150ZM150 260H149V261H150ZM152 260L155 261L154 259H152ZM207 260H208V259H207ZM263 260H264V259H263ZM27 261H29V260H27ZM35 261H36V260H35ZM208 261H209V260H208ZM208 261H207V262H208ZM245 261H246V259H245ZM251 261H252V260H251ZM7 262H8V261H7ZM36 262H37V261H36ZM49 262H50V261H49ZM136 262H137V259H136ZM3 263H4V262H3ZM14 263H15V262H14ZM28 263L30 264V262H28ZM131 263H132V262H131ZM137 263H138V262H137ZM137 263H136V264H137ZM146 263H147V262H146ZM146 263H145V264H146ZM156 263H157V262H156ZM209 263H210V262H209ZM223 263H224V262H223ZM231 263H232V262H231ZM231 263H230V264H231ZM233 263H234V262H233ZM243 263H244V262H243ZM257 263H258V262H257ZM261 263H264V262H262V259H261ZM0 264H1V263H0ZM8 264H10V263L8 262ZM34 264H35V262H34ZM38 264H39V261H38ZM43 264H45V262H44ZM127 264H128V263H127ZM139 264H141V263L139 262ZM149 264H150V263H149ZM152 264H154V263L152 262ZM228 264H229V263H228ZM234 264H235V263H234ZM241 264H242V263H241ZM258 264H259V263H258Z\"/></svg>",
  "mask_w": 264,
  "mask_h": 264
}]
</instances>
